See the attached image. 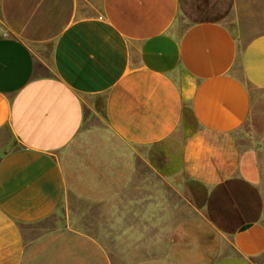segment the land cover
I'll return each instance as SVG.
<instances>
[{"label":"crops","instance_id":"1","mask_svg":"<svg viewBox=\"0 0 264 264\" xmlns=\"http://www.w3.org/2000/svg\"><path fill=\"white\" fill-rule=\"evenodd\" d=\"M248 2L0 0V264H264V31L227 26ZM194 188L243 223L210 228ZM72 199L105 228L31 237Z\"/></svg>","mask_w":264,"mask_h":264},{"label":"rangeland","instance_id":"2","mask_svg":"<svg viewBox=\"0 0 264 264\" xmlns=\"http://www.w3.org/2000/svg\"><path fill=\"white\" fill-rule=\"evenodd\" d=\"M258 8L257 3H247L246 10L243 11L241 17L234 16L227 21V26L230 27L238 38L240 45H243L244 40L247 38L261 33L264 31V4ZM194 208L201 211L204 207L205 216L210 220V228L219 229L229 232L233 230L237 225L243 223V219L234 220V214H221L217 207L209 206L205 208V192L201 189L194 188ZM204 203V205H203ZM223 205V204H222ZM106 213V209L103 205H95L87 202H82L76 199L70 200V206L62 213L56 214L43 224L35 226L33 228L32 236L36 239L40 235L54 229H62L68 227L81 228V229H97L105 228V221L103 215ZM253 213V212H252ZM64 216H63V215ZM222 217V218H221ZM226 219H223V218ZM232 217L231 219H229ZM242 217V216H241ZM99 218V219H98ZM195 223H197L195 221ZM195 227H197L195 225ZM30 237V234L28 238ZM221 244V241L218 242ZM227 241V245H228Z\"/></svg>","mask_w":264,"mask_h":264}]
</instances>
